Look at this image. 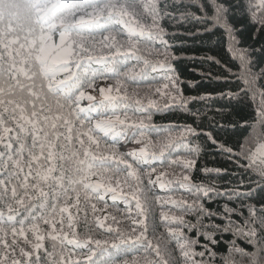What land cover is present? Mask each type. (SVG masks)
<instances>
[{
    "label": "snow or ice",
    "instance_id": "snow-or-ice-1",
    "mask_svg": "<svg viewBox=\"0 0 264 264\" xmlns=\"http://www.w3.org/2000/svg\"><path fill=\"white\" fill-rule=\"evenodd\" d=\"M6 2L11 0H0V9ZM138 4L150 17L149 23H140L130 11ZM15 7V22L0 11V264H42L39 253L46 238L52 245L43 264H264V132L250 137L252 146L244 141L231 149L211 133H203L237 167L247 161L256 176L250 184L226 189L224 198L236 197L241 204L233 208L225 203L221 211L207 207L222 195L216 186L191 183L185 174L194 168L200 152V146L185 137L198 135L197 130L186 125L173 135V129L151 124V109H170L179 101V108L190 111L187 104L194 98L183 95L176 69L168 63L175 57L161 25L165 17H190L206 21L205 32L223 28L228 51L240 71L232 74L239 81L237 88L221 92L220 98L246 97L264 126V0H15ZM237 13H250L256 25L252 39L261 37L259 47L241 46L236 36L239 29L229 23V19L238 22ZM56 33L58 45L53 43ZM97 34L102 38L96 39ZM156 42L160 49L150 46ZM144 52L163 59H150ZM158 71L167 81L163 88L154 89L162 105L151 94L140 98L138 92L129 91L151 84ZM102 79L115 83L93 94ZM129 109L144 119L132 120ZM146 133L158 139L153 141ZM117 137L139 147L121 154L115 150ZM108 138L113 144L107 143ZM65 152L72 165L52 177L55 168L48 162L64 159ZM176 167L183 169L180 175L166 170ZM204 171L219 177L227 169L205 167ZM93 176L99 177L95 183ZM173 183L189 193L190 199L152 197L159 202L167 238L161 235L150 240L145 192L156 185L171 192ZM109 195L113 207L118 200L127 205L126 216L132 224L125 231L117 226L120 221L115 215L97 216L107 210ZM94 200L103 207L98 208ZM81 204L83 236L74 231ZM167 205L178 214L165 211ZM21 208L24 215L18 219ZM42 225L51 231H41ZM93 227L114 234L113 241L93 237ZM170 242L175 247H168ZM66 245L86 252L72 259L76 254H66ZM141 249L142 258L137 256ZM98 252L103 253L99 258Z\"/></svg>",
    "mask_w": 264,
    "mask_h": 264
},
{
    "label": "trees",
    "instance_id": "trees-1",
    "mask_svg": "<svg viewBox=\"0 0 264 264\" xmlns=\"http://www.w3.org/2000/svg\"><path fill=\"white\" fill-rule=\"evenodd\" d=\"M124 2V0H120ZM146 2V0H144ZM3 14L8 17L11 16L14 20L17 17V9L15 7V0L11 2H6L5 6L0 9ZM91 11V10H89ZM132 11L133 16L142 24L150 22V17L146 14L144 8L139 4ZM192 12L198 13V9L195 7L191 8ZM79 15H84V13H78ZM174 15H179V13H174ZM238 22H232L229 19V23L232 28L239 29L236 32V36L239 38L241 46H254L259 47L261 43V37L258 35L255 40L252 39L253 33L256 30V25L252 19L250 13L240 15L237 13ZM161 25L165 29L164 39L169 42L172 47L169 51L175 57L168 61L173 68L176 69V75L180 80L179 87L181 88L183 95L185 97L194 98L190 99L187 108L190 111H185L179 108V101L177 104L172 106L170 109H162L157 111L156 109H151L152 121L151 124L156 128H171L173 129V135L179 133L186 125H191L197 130L198 135L196 136H186L185 139L192 141L193 144L200 146V152L196 157V164L194 168L185 174L190 175L191 183L194 184H214L219 192L222 194L217 199L208 203L207 207L213 210H221L222 206L227 203L229 207L236 208L241 204V201L236 197H232L231 200L227 201L223 194L226 189H230L231 185H236L239 183H248L256 179V176L251 172V169L247 168V161H241L240 163L244 165L243 167H237L234 162H232L226 152L220 151L217 145L210 142L207 135L203 133H211V135L219 142V144L226 146L227 148H235L239 146L240 143L244 141L249 142V146L253 145V141L250 137L253 135H259L264 132V126L259 123L258 110L255 105L252 104L250 100L246 97L241 96L239 100L220 98L221 92H226L229 89L235 90L239 84V81L235 80L233 77L234 72H239L238 62L230 55L228 48L229 43L227 37L223 34V28H216L205 32L204 29L207 26V22L204 20H195L189 18H167L165 17L161 21ZM120 26H117L119 28ZM107 35V33H104ZM102 37L97 34L96 39H101ZM122 41L124 37H118ZM53 43L59 44V33H56L53 37ZM143 44V40H141ZM156 49H160L161 45L156 42L154 45H150ZM111 55V53H107ZM143 55L148 56L150 59L162 60V56H151L149 53L144 52ZM254 55H257L254 53ZM94 67H98L95 66ZM211 74V75H209ZM157 77L151 84H145L137 89H130V92H138L140 98L151 94L153 98L160 99L161 105L163 104V99L156 97L154 89L156 87L163 88V85L167 83L164 78V73L158 71L154 73ZM114 81L110 79H102L97 82V91L93 93L92 89H89V93L99 95L98 89L105 86H113ZM211 97V98H209ZM87 101L83 102V106H87ZM132 103V101H130ZM133 107L135 105L133 104ZM218 109H223L224 111H217ZM199 113V115H197ZM128 115L132 120L144 119V115L128 110ZM123 118V117H122ZM244 120H247L245 122ZM94 123V121H93ZM225 125L221 128L219 126ZM231 125H236V128L231 127ZM102 135V134H101ZM148 138L156 141L158 137L153 133H146ZM28 143H31V137L28 138ZM107 143L109 145L113 144L112 139L108 138ZM139 147L135 143L126 142L124 139L117 137L115 141V150L121 154L127 151ZM71 149V144L69 145ZM253 150L254 147H253ZM64 159H54L48 163L52 164L55 171L51 173L52 177L60 176V169H68L72 165V160L69 158L68 152L64 153ZM123 168V165H120ZM222 168L227 169V172L223 173L221 176L217 177L215 173H206L204 168ZM169 173L175 171L176 175H180L183 171L180 167L168 168L166 169ZM64 175L67 177L69 173L66 171ZM2 178V177H0ZM155 178V174H153ZM99 177L93 176L92 182H97ZM131 183H135L134 178H129ZM146 183V181H145ZM173 191L168 192L167 190H161L158 185L151 187V192H145L147 197V202L145 203V212L148 217V238L153 240L154 237L167 238V229L164 228L163 221L159 218L160 206L159 202H154L153 196H172L175 199H190L189 193L182 189L179 184L173 183L169 186ZM127 190V186H125ZM45 191H48L45 188ZM97 203L98 208H102L103 204L98 201H93ZM143 202V201H142ZM37 203V201H33ZM107 210L98 212L97 216L102 218L103 216L115 215L120 221L117 225L121 231H125L131 226L132 221L127 218L126 213L128 211L127 205L124 204L122 200H118L113 207V202L110 195L106 197ZM73 212L76 211L75 208L71 209ZM165 211L171 210L173 214H178L176 209L172 208L171 205L165 206ZM83 204H81V211L79 215L76 216L77 225L74 231L83 236L85 229L83 228ZM24 215V209L21 208L18 213V219ZM67 215V214H65ZM131 215L134 217L136 215V209L133 202V207L131 210ZM89 224H94V220L91 214V209L88 210ZM186 219H192V217H186ZM155 226V233L153 228ZM51 231L47 225L41 226V231ZM67 234V232L65 233ZM31 235V234H29ZM92 236L102 241H113L114 234H108L103 229L92 228ZM11 239V237H9ZM119 243V241H115ZM238 244H242V241H237ZM44 247L40 249V257L43 261L47 259L46 250H51L52 241L50 238H46L43 241ZM161 248H164L165 244L162 242L160 244ZM110 248L111 245L109 244ZM139 247V246H137ZM168 247H175L174 242L168 243ZM142 249L140 253H137L138 257H141ZM86 249H77L72 245L65 246V253L76 254L72 256V259H78L84 256ZM103 253L98 252L97 258H99ZM125 259L131 261L132 256H127ZM69 264L71 262L69 261Z\"/></svg>",
    "mask_w": 264,
    "mask_h": 264
},
{
    "label": "clouds",
    "instance_id": "clouds-1",
    "mask_svg": "<svg viewBox=\"0 0 264 264\" xmlns=\"http://www.w3.org/2000/svg\"><path fill=\"white\" fill-rule=\"evenodd\" d=\"M14 22H15V20H14ZM20 22L21 23H23L24 21H23V13L21 12V14H20Z\"/></svg>",
    "mask_w": 264,
    "mask_h": 264
}]
</instances>
